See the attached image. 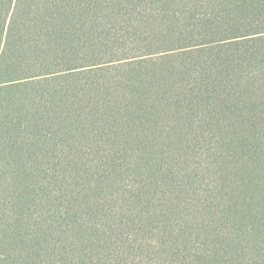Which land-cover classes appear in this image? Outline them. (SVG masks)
<instances>
[{
	"label": "trees",
	"instance_id": "trees-1",
	"mask_svg": "<svg viewBox=\"0 0 264 264\" xmlns=\"http://www.w3.org/2000/svg\"><path fill=\"white\" fill-rule=\"evenodd\" d=\"M0 264H264V0H0Z\"/></svg>",
	"mask_w": 264,
	"mask_h": 264
}]
</instances>
